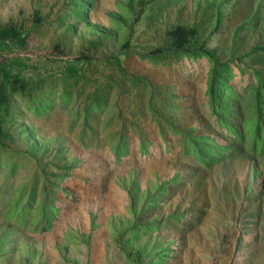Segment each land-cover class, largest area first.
Segmentation results:
<instances>
[{
  "label": "rangeland",
  "instance_id": "374dc122",
  "mask_svg": "<svg viewBox=\"0 0 264 264\" xmlns=\"http://www.w3.org/2000/svg\"><path fill=\"white\" fill-rule=\"evenodd\" d=\"M7 24L25 39L0 37V72L28 88L7 86L0 264H264V151L245 130L257 105L250 67L264 71L253 51L264 45V0H0ZM179 24L197 26L218 59L245 62L229 102L240 134L221 136L228 148L208 164L185 155L176 133L221 132L205 63L151 56L171 48ZM47 91L53 104L35 109ZM97 95L106 105L89 117ZM124 136L130 153L118 159Z\"/></svg>",
  "mask_w": 264,
  "mask_h": 264
},
{
  "label": "trees",
  "instance_id": "16d2710c",
  "mask_svg": "<svg viewBox=\"0 0 264 264\" xmlns=\"http://www.w3.org/2000/svg\"><path fill=\"white\" fill-rule=\"evenodd\" d=\"M82 7H74L73 13L82 15L85 11L86 4L82 3ZM82 17V16H81ZM40 21V19H38ZM220 20H218V24ZM239 30V29H238ZM168 37L171 38V48H158L152 51V57H165L174 56L176 58H190L202 59L204 70H208L207 89L206 94L209 98L208 111L210 117L214 118L220 127V134L205 135L198 134L192 128L188 132L176 129V133L181 135L183 150L185 155L192 154L196 160L203 161L208 164L209 161L218 160L220 152L225 151L227 145L218 144L227 131L239 135L238 126L230 123L229 116L236 110L229 105L235 96L238 95L237 91L233 88V81L240 77L238 73L244 74L246 68L244 67V60L242 57L230 58L227 61L218 59L213 50L206 47L205 44L198 45L199 41V28L197 26H188L179 24L168 31ZM0 37L15 40H24L25 35L23 29L16 24L0 25ZM253 51H262L264 54V45L257 46ZM246 56V55H244ZM243 56V57H244ZM155 61H158L156 58ZM211 67V68H210ZM254 79L258 83L255 85L251 92L254 95L251 100L257 103L255 108L251 109L254 113L247 119L245 130L249 133L251 139L254 141V146L259 151H264V71L258 68L250 67ZM70 74L78 78L79 68L73 67L70 69ZM3 79L0 85V140L5 136V128L3 123L6 115L10 113L11 96L7 92V86L13 91L25 92L28 88L27 82L19 77H14L10 71L2 70L0 72ZM242 79V76L240 77ZM51 91L43 92L40 96L32 98V101L38 102L34 106L39 111L48 108L53 104ZM67 96L66 94L64 95ZM106 105V98L97 95L90 99L85 109V113L91 117L95 111L103 108ZM223 132V133H222ZM122 142L118 143V159L130 153V139L128 136L122 138ZM140 151L148 153L149 142L145 141L141 144ZM70 169V168H68ZM66 170V175L70 170ZM53 211H58L55 204L49 205ZM23 212V214L26 212ZM167 255L166 251H160L158 257L161 259ZM159 261V260H158Z\"/></svg>",
  "mask_w": 264,
  "mask_h": 264
}]
</instances>
